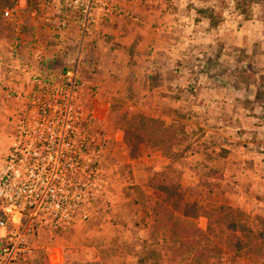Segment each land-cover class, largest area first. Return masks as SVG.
I'll list each match as a JSON object with an SVG mask.
<instances>
[{
	"label": "rangeland",
	"instance_id": "1",
	"mask_svg": "<svg viewBox=\"0 0 264 264\" xmlns=\"http://www.w3.org/2000/svg\"><path fill=\"white\" fill-rule=\"evenodd\" d=\"M41 1L58 5L57 17L68 13L60 0H0V34L10 43L0 51L1 75L7 72L6 84L0 81V180L20 170L26 203L22 216L7 220L0 255L12 233L22 234L12 227H32L29 251L11 264H139L151 249L158 264H172L167 233L153 220L166 194L149 186L167 166L191 205L231 206L255 234L264 232V0H144L158 6L168 27L159 44L171 52L160 56L164 76H152L157 95L135 83L147 75L137 58L79 66V56L69 55L84 39L78 24H58L68 32L46 38L54 52L27 55L11 44L29 11L21 6ZM14 5L19 16L7 19ZM142 115L174 128L177 155L163 149L169 138L157 141L161 134L156 140ZM55 173L62 178L51 207ZM195 223L206 229L208 219ZM223 238L218 230L211 241L223 245ZM210 264H264V239L247 238V253L225 250Z\"/></svg>",
	"mask_w": 264,
	"mask_h": 264
},
{
	"label": "crops",
	"instance_id": "2",
	"mask_svg": "<svg viewBox=\"0 0 264 264\" xmlns=\"http://www.w3.org/2000/svg\"><path fill=\"white\" fill-rule=\"evenodd\" d=\"M47 3L49 2L41 1L33 7L34 9L29 7L27 3L21 6L23 10L29 11L20 20V26L23 27L18 30L17 38L14 41L12 40L11 44H14L20 50L24 48L27 55H30V52L32 55L47 54L53 47L48 46L46 38L53 35L54 32L61 34L68 32H64L58 27L62 18L57 17L59 9L56 7L58 5L50 7ZM53 4L55 3L51 5ZM125 8L128 12L127 15L116 16L97 23L92 26L90 31L83 33L82 44L78 49L73 48V50H70L69 55L73 58L79 56L77 62L79 66L86 65L88 59L96 64L106 62L112 64L114 61L128 64L131 57L137 58V70L145 73L143 66H146L147 75L141 73V76H137L135 83L141 90L147 86L152 95H157V86L159 85L153 84L152 76H155V74H162L161 77L164 76L166 65L163 66L162 62L164 60L160 56L165 57L171 52L169 47L163 48L159 44L162 40L161 35L167 32L168 27L163 25L165 21L161 18L158 6L144 0H127ZM32 10L37 11V16L30 15ZM68 30L71 31L72 29ZM75 31L78 32L76 28ZM74 38H76V34L73 35L72 39ZM32 40L36 41L31 42ZM89 40H92L91 47L88 44ZM6 45H10V43H7L5 37L3 38L0 34V51H6ZM144 50H146L147 56L144 54ZM1 60L0 56V62ZM1 67H3L2 62L0 64V79H3L0 81L6 84L7 81H4V77L7 78V72L4 70L5 74L2 76ZM165 83H167V87L174 85L170 80H165ZM162 96L161 94L154 99L160 102L159 99Z\"/></svg>",
	"mask_w": 264,
	"mask_h": 264
},
{
	"label": "trees",
	"instance_id": "3",
	"mask_svg": "<svg viewBox=\"0 0 264 264\" xmlns=\"http://www.w3.org/2000/svg\"><path fill=\"white\" fill-rule=\"evenodd\" d=\"M245 3H257L259 0H244ZM241 6V5H239ZM247 6V5H245ZM243 14L247 16L246 7H241ZM213 26L217 25L212 20ZM144 125L154 132V138H157V131L161 134L164 141L169 138L170 143L163 149L170 155H177L173 151L172 146L177 137L176 131L172 126L164 125V121L153 117L141 116ZM150 136V135H149ZM149 186L157 191L166 194L165 201H157L153 208L154 224L156 231L165 230L168 237L169 253L172 264H210L213 256L224 253L225 250H236L240 253H247V238L250 243H257L264 239V232L254 233L249 229L244 213L228 205L199 207L191 205L181 192L180 182L172 177L171 166H167L165 170L154 175L149 180ZM200 216L208 219L206 229L201 228L195 223ZM264 225V219L262 221ZM221 230L225 234L222 244L211 241L212 236ZM250 234V235H247ZM258 246L260 244H257ZM150 259H155L158 264L155 249L148 250L139 257V264H149ZM181 260V261H179ZM35 264H49L43 260L35 262ZM97 264V263H89Z\"/></svg>",
	"mask_w": 264,
	"mask_h": 264
},
{
	"label": "built area",
	"instance_id": "4",
	"mask_svg": "<svg viewBox=\"0 0 264 264\" xmlns=\"http://www.w3.org/2000/svg\"><path fill=\"white\" fill-rule=\"evenodd\" d=\"M127 0H60V3L63 8H66L68 13L63 15L61 18V24L63 26H70L72 24H78L82 27L83 33L88 32L93 25L101 23L107 19L127 15L128 12L125 8V3ZM4 14L7 19L16 20L19 16V7L14 5L7 8L4 11ZM33 16H37V11L34 10L31 12ZM1 64V62H0ZM74 85V83H73ZM61 166H66L61 164ZM59 167V168H60ZM9 171H5L2 179L0 180V201L2 202V211L4 216L0 217V237L2 236L1 232L6 229L7 220L12 219L16 220V214L22 216L25 202L21 201V192H22V181L20 178V170H16L14 175L8 174ZM68 175V174H67ZM66 175V176H67ZM61 176L58 173H55V176L52 178V188L51 190V199L50 206L52 207L55 204V197L57 195L56 191L58 189V182L61 180ZM17 185L15 193L11 195L14 190V186ZM18 184L20 185L18 187ZM15 194V196H14ZM32 206V205H31ZM68 211V207L65 210L61 211L62 214ZM59 212V211H57ZM13 230L22 231V234L17 236L12 233L9 236L10 243L2 246V253L6 257L0 255V264H11L17 257L18 253H26L29 251L27 247L26 235L31 230L32 227H12ZM53 229L67 230L70 227H52Z\"/></svg>",
	"mask_w": 264,
	"mask_h": 264
}]
</instances>
